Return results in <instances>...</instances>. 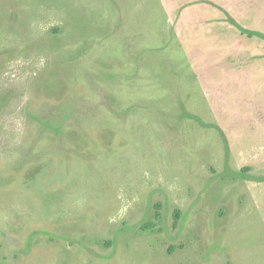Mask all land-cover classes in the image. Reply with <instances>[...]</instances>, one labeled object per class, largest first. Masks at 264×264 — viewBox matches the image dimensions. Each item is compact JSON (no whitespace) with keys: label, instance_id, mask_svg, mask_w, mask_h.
Returning a JSON list of instances; mask_svg holds the SVG:
<instances>
[{"label":"rangeland","instance_id":"obj_1","mask_svg":"<svg viewBox=\"0 0 264 264\" xmlns=\"http://www.w3.org/2000/svg\"><path fill=\"white\" fill-rule=\"evenodd\" d=\"M264 0H0V264H264Z\"/></svg>","mask_w":264,"mask_h":264},{"label":"trees","instance_id":"obj_2","mask_svg":"<svg viewBox=\"0 0 264 264\" xmlns=\"http://www.w3.org/2000/svg\"><path fill=\"white\" fill-rule=\"evenodd\" d=\"M241 29H242L243 32L247 33L249 36H254L256 34V35H259L261 37H264V34L263 33L255 32V31L253 32L251 30L249 31L248 29H246L244 27H241Z\"/></svg>","mask_w":264,"mask_h":264}]
</instances>
